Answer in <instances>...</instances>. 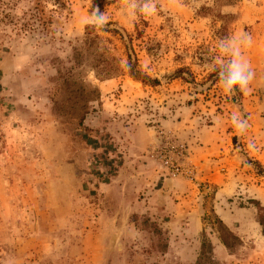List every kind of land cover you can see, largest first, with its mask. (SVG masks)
<instances>
[{"label":"rangeland","instance_id":"1","mask_svg":"<svg viewBox=\"0 0 264 264\" xmlns=\"http://www.w3.org/2000/svg\"><path fill=\"white\" fill-rule=\"evenodd\" d=\"M0 264H264V0H0Z\"/></svg>","mask_w":264,"mask_h":264},{"label":"clouds","instance_id":"2","mask_svg":"<svg viewBox=\"0 0 264 264\" xmlns=\"http://www.w3.org/2000/svg\"><path fill=\"white\" fill-rule=\"evenodd\" d=\"M147 7L148 5L145 4L141 11ZM85 22L103 28L107 22V17L99 11V8H95ZM243 42L250 43L251 37H246ZM220 48L226 57V59L221 60L218 68V78L224 92L234 95L237 90L240 92L248 91L254 72L249 63L242 57L239 47L232 41H222ZM232 120L238 130L242 131L246 127L247 122L236 114H233Z\"/></svg>","mask_w":264,"mask_h":264},{"label":"trees","instance_id":"3","mask_svg":"<svg viewBox=\"0 0 264 264\" xmlns=\"http://www.w3.org/2000/svg\"><path fill=\"white\" fill-rule=\"evenodd\" d=\"M97 1L98 0H96V2ZM96 4H99L101 7L103 6L102 1L99 3H96ZM106 30L118 32L117 30H109V29H106ZM221 34H223V33H221ZM101 54L103 55V57L101 59L102 65L100 67V68H102V69H100L102 72V76L104 78H108V77H112L113 75L118 74L120 71V68H121L120 64L118 63V59L116 57H113V56H107L104 53H101ZM126 68L129 72V74L133 78L140 80L145 84L157 85L160 83V80L158 78H152L150 75L146 74L141 69H139L138 59L137 58L133 59L132 55L130 53H128V61L126 63ZM185 72L190 73V69H188L186 67H179L176 70V74H174V77L175 78H182L183 80L188 81V78L183 75ZM211 75H214V74H211ZM95 92H96V96H97V94L99 92L98 89L97 90L95 89ZM224 242L226 245L229 246V243L227 240L224 239Z\"/></svg>","mask_w":264,"mask_h":264},{"label":"built area","instance_id":"4","mask_svg":"<svg viewBox=\"0 0 264 264\" xmlns=\"http://www.w3.org/2000/svg\"><path fill=\"white\" fill-rule=\"evenodd\" d=\"M162 155L163 152H160ZM164 166H166L173 175H181L186 172L184 165L179 161V158H175V155L165 154L164 156Z\"/></svg>","mask_w":264,"mask_h":264},{"label":"crops","instance_id":"5","mask_svg":"<svg viewBox=\"0 0 264 264\" xmlns=\"http://www.w3.org/2000/svg\"><path fill=\"white\" fill-rule=\"evenodd\" d=\"M207 139L204 143V145L202 146H198V152L199 154H194L193 157L196 159V158H202V157H206V158H209L210 157V160H212V132L210 134V136H206ZM192 153V152H191ZM207 154H211V155H207ZM212 167V166H211ZM207 176V175H206ZM209 176V180H212V170L209 172L208 174ZM204 177V176H202Z\"/></svg>","mask_w":264,"mask_h":264}]
</instances>
